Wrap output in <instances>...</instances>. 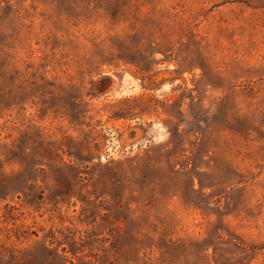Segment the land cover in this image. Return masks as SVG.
<instances>
[{"label":"rangeland","instance_id":"obj_1","mask_svg":"<svg viewBox=\"0 0 264 264\" xmlns=\"http://www.w3.org/2000/svg\"><path fill=\"white\" fill-rule=\"evenodd\" d=\"M0 264H264V0H0Z\"/></svg>","mask_w":264,"mask_h":264}]
</instances>
